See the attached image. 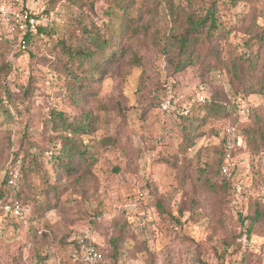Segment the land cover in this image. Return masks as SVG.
<instances>
[{"label": "rangeland", "instance_id": "1", "mask_svg": "<svg viewBox=\"0 0 264 264\" xmlns=\"http://www.w3.org/2000/svg\"><path fill=\"white\" fill-rule=\"evenodd\" d=\"M4 1L37 14L45 27L60 30L68 26L66 33L73 37L82 26L100 31L110 3L97 0L92 7L80 8L68 0L55 4L51 0ZM194 3L199 15L214 9L215 18L225 24L230 35L207 42L183 71L175 70L165 54L145 42L140 46L143 67H132L121 75L116 66L95 84L96 96L84 98L82 103L68 95L70 78L62 67L67 61H61L62 54L53 48L56 34L41 35L27 52L21 38L9 35L7 26L0 23V183L14 151L22 153L18 170L23 156L31 153L48 170L49 155L69 139L75 140L62 122L60 129L53 128L49 119L52 111L63 113L72 122L92 108L104 120L93 138L112 136L118 140V148L90 161L94 177L88 178L85 189L63 191L58 208L33 221L37 235L26 222L37 218L33 201H25L24 219L16 221L17 227L0 209V264L17 258L19 264H80L72 259L74 249L67 243L74 233H88L105 251V264H114L111 241L124 226L127 232L117 264H264V217L253 226L250 239L243 234L254 210L259 207L264 212V150L258 138L255 149L249 147L250 136L264 131V93L256 84L264 72V51L252 73L238 77L231 68L236 63L245 70V62L257 51L256 35L264 34V0L238 2L235 7L230 0ZM163 27L169 29L167 23ZM7 39H12L15 48L4 42ZM214 44L215 55L207 51ZM200 94L218 115L200 114L201 119L207 115L206 122L196 130L193 147L187 149L184 129L191 121L183 118L199 114ZM166 97L172 98L175 111L162 110ZM235 99L242 102L241 108H249V115L235 112ZM99 104L107 110L98 109ZM229 110L231 116H225ZM232 121L241 130L245 151L235 160L238 172L231 179L228 198L227 194L204 191L198 177L200 170L217 159L220 130ZM82 138L88 139L86 135ZM21 141H26L24 147ZM28 143L35 144L31 151ZM54 174L52 183L65 190L71 179H58ZM211 177L218 185L226 179L220 174ZM30 182V189L20 185L14 187L13 194L21 191L36 198L38 210L44 197L39 195L40 183ZM242 219H246L244 225ZM44 230L52 234L51 243L43 241L40 234ZM239 233L242 235L235 240Z\"/></svg>", "mask_w": 264, "mask_h": 264}, {"label": "trees", "instance_id": "2", "mask_svg": "<svg viewBox=\"0 0 264 264\" xmlns=\"http://www.w3.org/2000/svg\"><path fill=\"white\" fill-rule=\"evenodd\" d=\"M57 1L59 0H51V3L55 4ZM68 1L83 8L84 6H94L97 0ZM185 1L186 3L182 5L180 3L176 4L175 0H163V3L157 0H110L109 6L104 11L107 21L103 24L101 30L90 31L85 26H82L79 29L80 33L74 37L66 33V30L69 29L68 26L60 30L50 28L49 26H43L39 21L38 15L34 13V17L39 22L38 32L36 34H26L21 36V38L19 34L7 33L11 36H15L16 39L20 37L22 40L21 44L27 46V52L41 35L46 34L47 36H51L56 34L57 39L53 43V48H56L62 54L63 59H61V61H64V59L67 61L62 64V67L64 73L70 78L67 84L68 95L74 102L82 103L84 98L96 96L95 84L103 77L110 74L116 66L119 67L121 75L130 72L132 67H143L144 63L143 57L140 55V46L145 44V42L148 43L154 51L165 54L166 61L172 65L175 70L183 71L193 64V57L196 51L204 47L207 42L211 43L218 40L220 37L227 38L230 35V31L227 30L225 24L215 18L214 9H210L204 16L199 15L194 8V0ZM243 1L250 2V0H230V4L232 7H235L238 2ZM23 10L29 11L24 8ZM160 10L163 12L162 14ZM0 23L3 26L5 25L1 18ZM166 23L169 25V29H164L163 26ZM49 30H52L53 33ZM59 33L62 34V36L59 35ZM256 38L258 44L257 51L245 62V70L236 63L231 64L234 74L238 77L241 74L252 73L258 64L259 58H261L264 51V34L256 35ZM4 42L14 47L12 39H7ZM249 47L253 48V44L251 43ZM207 51L214 55L218 54L217 45L214 44L212 47H207ZM262 58L264 60V57ZM256 84L259 85L260 92L264 93V72L258 77ZM25 95H28V91L25 92ZM165 99H163V101ZM236 100L237 99H235V103L233 104V109L235 112H238L242 102L238 99L236 103ZM198 105V115L183 118L185 121H191L188 126L185 125L184 129L187 149L193 147L192 142L197 136L195 134L196 130H199L206 122L205 116L207 115L203 116L201 119L200 114L206 111L210 117L218 115L217 111L215 109H210L207 103H198ZM97 108L102 111L107 110L104 104L97 105ZM230 114L229 110L225 116L229 117L231 116ZM49 119L55 129H60V123L62 122L64 124L62 127H64L68 133L73 134L75 140L72 141L69 139L56 153H52V156L49 155L52 159L50 161L51 168L48 170L44 169L43 163L32 155V153L28 156H23L21 168L18 170L17 161L22 153L14 151L10 159L11 165L0 183V202L2 201L4 204H10L13 200H17L24 208V205H26L25 201L27 204L33 201V210L37 218L32 220L28 218L26 222L27 225L29 223L31 226V230L37 234L39 230L37 226H33V221L41 218L45 211L51 210V208H58V199L64 195L63 191L67 192L72 188L85 189L88 178L90 176L94 177L90 167V161L97 159L99 155L110 148H118V140L115 137L103 136L98 139L93 138L101 129L104 120L98 117L92 108L86 109L83 115L75 117L72 122H69L63 113L57 111H52ZM227 123H231L234 126L237 125L236 121ZM238 132L241 136L242 133L240 129ZM84 135L88 137L87 140L82 138ZM256 138L261 140L264 150V131L260 132L257 137L255 135L250 136L249 147L251 146L252 150L255 149L254 143L258 141ZM25 143L26 141H21L20 145L24 147ZM28 145L29 150L35 146L34 143H28ZM247 148L246 146V149ZM244 151L245 146L237 147L236 151L233 153V160L228 163L231 167L230 173L227 175L222 174V166L226 164V160L224 143L220 130L219 145L215 149L217 159H213V163L210 166L208 165L209 168L200 170L198 177V183H201L203 190L217 196L227 194V197L230 198L232 189L231 179L235 177L238 172V166L235 160L241 156ZM16 172L18 173L16 183L15 185H11L10 181ZM51 172L54 176H57L58 179L63 176L71 179L70 184H68L67 188L65 187V190H62L61 187L58 186V183H55V185L52 183L53 175ZM212 174H220L226 179L223 184L218 185L213 181L212 178L214 176L211 177ZM31 180L40 183L39 195L44 197V201H42L43 205L41 208H38V210L35 204L36 198L28 195L24 196L21 191L13 194L14 187L20 185L30 189L32 185L30 182ZM49 199L53 200V202L49 201ZM263 217L264 212L260 210L259 207L256 208L253 216L249 217L250 224L246 231L243 232L247 239L251 238L253 226L261 222ZM5 218L6 220L8 219L14 227L18 226L15 217L5 214ZM245 220L246 219H242V225H244ZM126 228L125 226L120 227L119 234L112 238V254L110 258H112L114 264L118 263L120 250L123 248L125 242L124 237L127 232ZM40 235L43 241L51 243L50 235L52 234L50 231L47 232L44 230ZM241 235L242 233L235 234L234 239H238ZM85 236V233L82 235L74 233L68 240V245L74 249V253L71 254L72 259L80 263L77 258L78 243L80 239H85L87 245H93L101 252L103 256L101 264H105L107 261L105 251L100 248L99 244L95 241H90L85 238ZM226 247L230 248L231 245L226 244ZM237 249H240L238 244ZM227 250L228 249H226L225 253ZM17 259L19 260V258ZM18 260L8 264H19ZM40 263H42V260H40Z\"/></svg>", "mask_w": 264, "mask_h": 264}, {"label": "built area", "instance_id": "3", "mask_svg": "<svg viewBox=\"0 0 264 264\" xmlns=\"http://www.w3.org/2000/svg\"><path fill=\"white\" fill-rule=\"evenodd\" d=\"M0 18L3 20L8 28L9 33L19 34L20 37L26 34H36L38 32V20L34 17L30 11H25L23 8H18L16 3H6L4 0H0ZM22 38V37H21ZM210 101L203 94L197 96V103L205 104ZM161 108L164 112H173L175 107L171 97H167L161 104ZM240 115L247 116L250 111L247 106L240 109ZM239 128L237 125L231 123H225L221 129V135L224 143L225 160L226 164L222 166V174L227 175L231 171L230 161L233 160V153L237 147H244L242 137L238 132ZM18 177L16 172L10 181L11 185H15ZM0 209L7 215L15 217L17 220L24 219V208L19 201L13 203L4 204L0 202ZM85 238L94 242V239L85 233ZM77 258L81 264H101L103 256L101 252L93 245L89 246L85 243V239H80L78 243Z\"/></svg>", "mask_w": 264, "mask_h": 264}]
</instances>
